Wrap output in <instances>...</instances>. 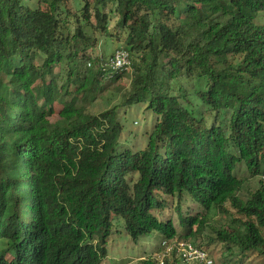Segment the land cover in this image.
I'll list each match as a JSON object with an SVG mask.
<instances>
[{"label": "trees", "instance_id": "trees-1", "mask_svg": "<svg viewBox=\"0 0 264 264\" xmlns=\"http://www.w3.org/2000/svg\"><path fill=\"white\" fill-rule=\"evenodd\" d=\"M115 41L129 70L92 57ZM241 165L264 176V0H0V264H104L112 237L188 241L212 210L237 214L217 242L264 253V183L243 197Z\"/></svg>", "mask_w": 264, "mask_h": 264}, {"label": "rangeland", "instance_id": "rangeland-1", "mask_svg": "<svg viewBox=\"0 0 264 264\" xmlns=\"http://www.w3.org/2000/svg\"><path fill=\"white\" fill-rule=\"evenodd\" d=\"M116 22L117 17L114 16L111 27H114ZM118 47H120V44L117 41L112 42L106 47L100 46L98 50L92 52V57L103 54H113L115 49ZM231 60L234 64H238L242 58L240 56H236ZM128 74L130 75L131 71H128ZM129 82L130 79L127 76L123 78L118 85L127 86L129 85ZM119 86L116 85L115 88H118ZM118 98L119 96L115 93V91H108L96 99L93 104L88 106V111L94 114L106 111L116 105ZM54 107L56 113H58L60 105L56 104ZM120 112L122 117H124L125 110L122 109ZM153 115V113L146 112L144 106L135 108L134 111L129 114V119L130 122H132V125H130L129 131L126 132L122 141H131L130 145L132 149H143L145 146L143 145L145 138L142 131L143 128H146L147 126L149 127V125L152 124L154 119ZM57 119H59V117L54 116L52 121ZM138 121L139 123H137ZM237 175L239 178L246 180L241 192V195L245 198L248 197V194L255 192L260 187L261 181L264 183V176L251 178L250 172H248L244 165L239 166ZM228 207L230 208L229 205ZM183 209L192 214L202 213V210L198 208L197 204L193 203L191 200L184 202ZM231 212L230 217H226L222 213H218V210H212L209 214V218L211 220L210 227L203 235L198 238L188 239V241H191L198 247H202L207 250L210 255V259L213 260V264H264V253L262 252H241V250L236 247L228 249L226 244L216 241V236L212 229L215 231L227 229L232 222V218L237 217L234 210H231ZM176 215L177 214L170 212V216L174 217L173 219L176 222L177 230L179 234H181L183 233V230L178 225ZM120 224L123 226L122 222H120ZM155 235L156 233H153L152 235L141 239V241L137 244H135L125 232L116 238L112 237L107 245L108 258L104 264H141L142 261L149 258L154 259L157 262L159 257L166 254L167 249L165 245L161 244L164 239L159 235ZM166 259H168L170 263L197 264L184 263L179 259L176 252H172Z\"/></svg>", "mask_w": 264, "mask_h": 264}, {"label": "built area", "instance_id": "built-area-1", "mask_svg": "<svg viewBox=\"0 0 264 264\" xmlns=\"http://www.w3.org/2000/svg\"><path fill=\"white\" fill-rule=\"evenodd\" d=\"M102 65L110 68L112 71H126L132 67V60L126 50L118 48ZM163 245L166 246L167 252L159 257L158 264H166V260H168L166 258L172 252H176L179 259L184 263L213 264L208 251L202 247H198L191 241L177 239L172 242H164Z\"/></svg>", "mask_w": 264, "mask_h": 264}, {"label": "clouds", "instance_id": "clouds-1", "mask_svg": "<svg viewBox=\"0 0 264 264\" xmlns=\"http://www.w3.org/2000/svg\"><path fill=\"white\" fill-rule=\"evenodd\" d=\"M164 242H166L165 240L164 241H162V243L161 244H163Z\"/></svg>", "mask_w": 264, "mask_h": 264}]
</instances>
